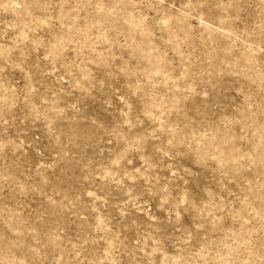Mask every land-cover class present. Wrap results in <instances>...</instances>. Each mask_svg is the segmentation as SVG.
Here are the masks:
<instances>
[{"label": "rangeland", "instance_id": "obj_1", "mask_svg": "<svg viewBox=\"0 0 264 264\" xmlns=\"http://www.w3.org/2000/svg\"><path fill=\"white\" fill-rule=\"evenodd\" d=\"M0 264H264V0H0Z\"/></svg>", "mask_w": 264, "mask_h": 264}]
</instances>
